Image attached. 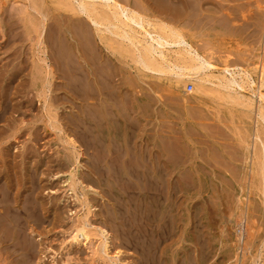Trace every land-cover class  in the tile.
Returning <instances> with one entry per match:
<instances>
[{
    "label": "rangeland",
    "instance_id": "1",
    "mask_svg": "<svg viewBox=\"0 0 264 264\" xmlns=\"http://www.w3.org/2000/svg\"><path fill=\"white\" fill-rule=\"evenodd\" d=\"M79 1L0 0V188L5 199L7 195L18 200L20 223H25L18 233L21 241L1 244L0 264H264V119L257 115L262 102L256 88L251 92L247 83L244 89L225 88L215 78L195 87L192 78L179 79L176 68L164 66L157 53L153 67L163 71L148 69L137 61L138 40L150 41L139 26L121 15L112 17L114 8L99 2L92 9L103 24L97 29L78 12ZM117 1L151 21L146 27L153 26L148 27L152 33L176 30L216 65L198 75H220L227 64L245 67L259 83L258 68L264 67V0ZM31 5L45 14L43 43H38L35 32L41 15ZM122 27L138 34L129 39ZM171 45L162 48L171 65L189 59L185 50L189 46ZM43 54L48 61L40 62ZM73 153L80 157L76 168L80 201L65 190L64 177L76 165ZM159 170L165 188L170 180L180 187L175 200L182 207L180 215L184 219L187 211L195 214L199 232L186 238L182 222L164 235L167 238L157 240L160 256L156 251L150 257L143 235L148 213L144 189L148 174ZM84 197L91 210L86 216L91 241L72 243L69 233L76 212H87L79 206ZM11 220L5 216L2 238L9 239L4 228L11 235ZM99 227L110 235L111 255L94 253ZM21 234L31 240L24 241ZM198 234L203 246L192 239ZM18 244L26 250L15 251ZM27 252L32 257H26Z\"/></svg>",
    "mask_w": 264,
    "mask_h": 264
},
{
    "label": "bare ground",
    "instance_id": "2",
    "mask_svg": "<svg viewBox=\"0 0 264 264\" xmlns=\"http://www.w3.org/2000/svg\"><path fill=\"white\" fill-rule=\"evenodd\" d=\"M102 3L103 5H105V7L106 6H109V7H112V8H114V10H113V15L114 16H112V14L110 13V15L112 16V17H117L118 15L120 16H122V17H124V19L127 21V22H132L133 24H136L137 26H139L140 27V29L143 31V36H145L146 37V35L147 36H149V37H147L146 39H148V38H150V41H143V39H142V41L141 40H138L140 43L139 44H141L140 45V47H141V49L139 48V51H138V47L136 48L137 49V51L139 52V54H138V59H137V61L139 60L140 62H141V64H143V66L144 67H146V68H148V69H156V70H158V71H163V68L161 67H157V68H155V67H153V63L154 62H156V61H154L153 62V54L154 53H157L158 55H159V58L160 59H162L164 62H162L163 64H164V66H166V67H168V68H170L171 70L173 69V68H176V70H175V74L177 75V77L180 79V78H185L186 77V79L187 78H192L193 79V82H194V84H195V87H204L205 85V81H213V78H215V80L217 79L218 80V85H220V86H222V87H225V88H228V87H230V86H232V85H234L233 87L235 88V87H239V88H243L244 89V84H248L249 86H250V88L252 87V89L254 90V91H251V92H255V88H256V90H257V94H258V97H259V100L262 102V104L261 105H259V107H258V114L257 115H259L262 119H264V92H262L261 91V87H264V67H260V70H259V68H258V71H259V76H256V77H259V83L258 84H256L257 82V80H254V79H251L250 78V76H249V72L245 69V67L244 68H241L240 66H236V67H231V66H228L227 64H224L223 65V67H221V70H220V75H216V74H214L213 72H210V73H204V75H202V76H200V75H198L199 74V72H200V70L202 71V69H209V68H213L214 66H216L214 63H212L209 59H207V58H205L203 55H201V54H199V52H197L195 49H192L191 48V45L185 40V38L180 34V33H178L176 30H172V29H170L169 30V28H167V31H164V32H160V30L158 31L157 30V32H151L150 30H149V28L148 27H150V28H152L151 26H148V27H146V25L148 24L149 25V23L151 22V21H148V20H146V19H144L142 16H141V14L139 15L138 14V12H136L135 10H133L131 7H129V6H126V5H123V4H121L120 2H118L117 0H89V2L87 1V0H80L79 2H78V12L80 13V14H83V16H85V17H87L88 19H89V21L93 24V26H95L97 29L101 26V24H102V20L101 21H99L93 14H92V9H94V3ZM258 3V2H257ZM31 7L33 8V9H35L37 12H38V14H40L39 16H40V20H39V22H38V25H36L35 26V32H37V40H38V43H43V40H42V33H43V31H44V28H45V26H44V22H45V14L40 10V9H37V7L35 6V5H31ZM108 8V7H107ZM110 11H112V10H110ZM246 13V12H245ZM122 19V18H121ZM148 19V18H147ZM119 20V19H118ZM220 20V19H219ZM230 20V19H229ZM114 21V20H113ZM122 21V20H121ZM218 21V20H217ZM231 21V20H230ZM27 22V21H26ZM115 22V21H114ZM123 22V21H122ZM107 23V22H106ZM112 23V22H111ZM115 23H117V20H116V22ZM152 23V22H151ZM151 23H150V25H151ZM156 23V22H155ZM225 23V22H224ZM124 24H126V23H124ZM129 24V23H128ZM132 24V25H133ZM103 25V24H102ZM106 25V24H105ZM116 25V24H115ZM118 25H119V23H118ZM121 25V24H120ZM127 25V24H126ZM153 25V24H152ZM161 25V24H160ZM135 26V25H134ZM154 26H156V25H154ZM165 26V25H164ZM114 27V26H113ZM118 27V26H117ZM123 27H125V26H123ZM122 27V28H123ZM136 27V26H135ZM139 27H138V29H139ZM166 27V26H165ZM96 28H95V30H96ZM110 28V27H109ZM108 28V29H109ZM116 28V27H115ZM130 28V27H129ZM137 28V27H136ZM148 28V29H147ZM154 28H156V27H154ZM158 28V27H157ZM111 29H112V27H111ZM127 29V28H126ZM132 29V28H131ZM102 30V29H101ZM129 30V29H128ZM134 30V29H133ZM136 30V29H135ZM98 31V30H97ZM123 31H124V28H123ZM154 31H156L155 29H154ZM162 31V30H161ZM111 32H112V30H111ZM125 32V31H124ZM133 32V31H132ZM135 32V31H134ZM133 32V33H134ZM137 33V32H136ZM136 33H134V34H136ZM142 33V32H141ZM134 34L132 35L131 34V31L129 32V31H126L123 35L125 36V37H127V38H131L132 39V36H134ZM138 34V33H137ZM140 35V34H139ZM139 35H137V37L139 36ZM141 35V36H142ZM123 36V37H124ZM140 36V37H141ZM122 38V37H121ZM123 39V38H122ZM134 39V38H133ZM135 40H136V38H135ZM131 41V40H130ZM153 41V42H152ZM133 43V42H132ZM138 43V42H137ZM137 43H135V44H137ZM182 43V45H184L185 46V44L187 45V46H189V48H185V50L187 51V53L189 54V59H187L186 61L185 60H177V61H174L173 63H172V65H171V63L170 62H168L169 60H167V58H166V55H165V53H164V51L163 50H165V49H162L165 45H171V44H181ZM172 46V45H171ZM176 46V45H175ZM186 46V47H187ZM166 47V46H165ZM179 47H181V45H179ZM183 47V46H182ZM42 48V47H41ZM178 48V47H177ZM43 49V48H42ZM167 50V49H166ZM174 50V49H173ZM178 50H179V48H178ZM182 50H184L183 48H182ZM36 51H38V50H36ZM136 51V52H137ZM172 51V50H171ZM170 52V51H169ZM177 52V51H176ZM179 52V51H178ZM180 52H181V50H180ZM45 53V52H44ZM47 53V52H46ZM182 53V52H181ZM48 54V53H47ZM171 54V53H170ZM183 54V53H182ZM175 55H176V53H175ZM168 56V55H167ZM178 56H181L180 54L178 55ZM185 56V55H184ZM38 57V56H37ZM170 57V56H169ZM36 58V57H35ZM45 58H47L46 56H44V54H43V57L41 56V61L40 62H42V61H48V60H45ZM157 58V57H156ZM173 58V57H172ZM48 59V58H47ZM168 59H170V58H168ZM175 59H176V57H175ZM182 59H184L183 57H182ZM172 60V59H171ZM174 60V59H173ZM172 60V61H173ZM34 61H35V59H34ZM37 61V60H36ZM170 63V64H169ZM38 64V63H37ZM223 64V63H222ZM43 65V64H42ZM48 67V66H47ZM46 68V67H45ZM215 68V67H214ZM218 68H216L215 70H217ZM167 70V69H166ZM173 70V71H174ZM211 71H215V70H212V69H210ZM219 70V69H218ZM217 70V71H218ZM43 71V70H42ZM168 71V70H167ZM164 72H165V70H164ZM204 72V71H203ZM202 72V73H203ZM208 72V71H207ZM201 73V74H202ZM251 73V72H250ZM42 74V73H41ZM32 75V74H31ZM37 75V74H36ZM40 75V74H39ZM176 75H175V77H176ZM251 75V74H250ZM42 76V75H41ZM32 77H33V75H32ZM32 77H31V79H32ZM39 77V76H38ZM62 77V76H61ZM40 79H42V78H40ZM49 80V79H48ZM44 81V80H43ZM40 82V81H39ZM39 82H38V84H39ZM49 82V81H48ZM192 82V83H193ZM36 83V82H35ZM67 83V82H66ZM77 83V82H76ZM209 83V82H208ZM253 84H256L257 85V87H254V85ZM82 85V84H81ZM216 85V84H215ZM37 86V85H36ZM40 86V85H39ZM76 87V86H75ZM217 87V86H216ZM218 88V87H217ZM216 88V89H217ZM239 88H238V90H239ZM198 89V88H197ZM223 89V88H222ZM237 89V88H236ZM242 90V89H241ZM203 91V90H202ZM219 91V90H218ZM243 91H245V90H243ZM232 92H233V90H232ZM39 93V92H38ZM246 93L248 94L249 93V91L247 92L246 91ZM1 94V93H0ZM49 94V93H48ZM230 94V93H229ZM232 94V93H231ZM234 94V93H233ZM236 94H237V92H236ZM251 94V93H250ZM255 94V93H254ZM6 95V94H5ZM46 94L44 93L43 94V104L44 105H46V96H45ZM2 97H4L5 98V96H3V94L1 95ZM48 96V95H47ZM64 96V95H63ZM126 96V95H125ZM237 96V95H236ZM239 96H240V93H239ZM254 96V95H253ZM42 97V96H41ZM240 97H243V96H240ZM250 97H251V95H250ZM256 97V96H255ZM38 98V97H37ZM257 99V98H256ZM10 100V99H9ZM242 100V99H241ZM244 100H245V97H244ZM250 100H253V98H250ZM39 101V100H38ZM41 101V100H40ZM39 101V102H40ZM7 102V101H6ZM28 102V101H27ZM247 102V101H246ZM250 102H252L253 103V101H250ZM257 102H259V101H257ZM127 103V102H126ZM242 103V102H241ZM0 104H1V102H0ZM43 105V106H44ZM4 106V105H3ZM12 106V105H11ZM0 107H1V105H0ZM46 107H47V105H46ZM257 107V106H256ZM2 108V107H1ZM4 108V107H3ZM7 108V107H6ZM11 109V108H10ZM43 109H44V107H43ZM5 110V109H4ZM6 111V110H5ZM5 111H4V113H5ZM49 111V110H48ZM52 111V110H51ZM2 112H3V110H2ZM4 113H2L3 115H4ZM45 113V112H44ZM46 114V113H45ZM128 115V114H127ZM259 116H257V121H258V118H259ZM56 117V116H55ZM52 119V118H51ZM50 119V120H51ZM79 119V118H78ZM261 119V120H262ZM2 120V117H0V121ZM262 121H264V120H262ZM78 124V123H77ZM98 124V123H97ZM76 125V124H75ZM77 126V125H76ZM1 128V127H0ZM79 128H81V127H79ZM257 129V128H256ZM255 129V130H256ZM77 130H79V129H77ZM80 131V130H79ZM78 131V132H79ZM84 131V130H83ZM83 131L81 132L82 133V136L84 135V133H83ZM64 132V131H63ZM149 133V132H148ZM176 133V132H175ZM65 135V134H64ZM68 135V134H67ZM90 135V134H89ZM86 136H87V134H86ZM67 138H68V136H67ZM80 138V137H79ZM82 138V137H81ZM161 138V137H160ZM85 140L84 141H86V137L84 138ZM82 140V139H81ZM83 141V140H82ZM81 141V142H82ZM67 142V141H66ZM75 142V141H74ZM100 142V141H99ZM175 142V141H174ZM73 142H71L70 144H72ZM82 143H84V142H82ZM91 143V142H90ZM93 143V142H92ZM65 144V143H64ZM67 144V143H66ZM75 144H77V143H75ZM68 145V144H67ZM73 145H74V143H73ZM94 145V144H93ZM102 145V144H101ZM172 145V144H171ZM88 146V145H87ZM92 146V145H91ZM175 146V145H174ZM173 146V147H174ZM76 147H78V146H76ZM76 147H74V149L76 148ZM79 147H80V145H79ZM164 147V146H163ZM170 147V146H169ZM172 147V146H171ZM15 148V147H14ZM91 148V147H90ZM103 148V147H102ZM71 149V148H70ZM80 150H81V147L79 148ZM101 149V148H100ZM172 148H170V150H171ZM198 149V148H197ZM131 150V149H130ZM167 150V149H166ZM76 151V150H75ZM27 152V151H26ZM72 153V152H71ZM153 153H154V151H153ZM74 154V153H73ZM173 154V153H172ZM70 155H72V154H70ZM75 155V154H74ZM172 156V155H171ZM74 157V156H73ZM78 158V156L77 155H75V163H73V164H76V165H74L75 166V168H72L69 172H67L66 173V175H65V177H64V181H66V184L65 185H67L66 186V188H65V190H66V192H68V193H71L72 195H74L75 196V198L74 199H76L77 201H80V199L82 198H80L79 199V196H78V194H77V191H76V188H77V186H76V168L78 167V163H79V158ZM154 160H156V159H154ZM147 161V160H146ZM152 161H153V159H152ZM159 161V160H158ZM158 161H157V163H158ZM175 161V160H174ZM146 163V162H145ZM147 163H150V162H147ZM146 163V165H148ZM141 164V163H140ZM151 164H153L152 162H151ZM151 164H149V165H151ZM155 164V163H154ZM159 164V163H158ZM162 163H160L159 164V166L161 165ZM156 165V164H155ZM73 166V167H74ZM131 166V165H130ZM156 166H158V165H156ZM257 166V165H256ZM140 167V166H139ZM142 167V166H141ZM153 167H155V166H153ZM99 168V167H98ZM148 168H152V165H151V167H148ZM159 168V167H158ZM96 169V168H95ZM141 169H144V168H141ZM155 169V168H154ZM164 169H166V168H164ZM132 170H134V169H131V172H132ZM145 171H147L146 169H144ZM149 170V169H148ZM161 170H163V169H161ZM161 170H159V171H157V174L155 173L156 171H154V172H150L149 174H148V177H147V181H145V187H146V189H144V191L146 190V196H147V203H148V213L146 214V223H145V229H146V234H143V235H145L146 236V243H147V245H148V254L150 255V257L151 256H153V255H155L156 254V251H157V240H159V241H161V240H163V239H165V238H167V235H166V237H164V235L165 234H168V232L169 231H172L174 228H176V229H178L179 227H180V225H181V223L182 222H184V228H183V230L185 231V237L186 238H188L187 236H188V234H190V233H192V234H195V232H199L198 231V229H199V222H198V218H196V216H195V214H193V213H188V211H187V215H185V218L183 219L182 217H181V215H180V208H182V207H180V203H179V201H175L176 199H178L179 200V189H180V187L179 188H177L176 187V185L175 184H173L172 182L173 181H169V184H168V186L165 188V186L166 185H164V183L166 182V181H164V176H163V173H162V171ZM174 170V169H173ZM177 170V169H176ZM179 170V169H178ZM99 171V170H98ZM136 171H137V169H136ZM142 171V170H141ZM140 171V172H141ZM167 171V170H166ZM170 171V170H169ZM174 172V171H173ZM157 175V176H155V174ZM169 173H171L172 174V172H169ZM8 174V173H7ZM118 174V173H117ZM137 174V173H136ZM142 174H143V172H142ZM146 174V173H145ZM182 174V173H181ZM34 175V174H33ZM128 175H130V174H128ZM134 175H135V173H134ZM147 175V174H146ZM169 175V174H168ZM183 175H185V174H183ZM6 176V175H5ZM9 176V175H8ZM142 176V175H141ZM171 176V175H170ZM170 176H167L168 178V180H169V177ZM136 177V176H135ZM139 177L140 176H138V178L137 179H139ZM144 177V176H143ZM179 177V176H178ZM56 178V177H55ZM116 178V177H115ZM142 178V177H141ZM146 178V177H145ZM166 178V177H165ZM171 178V177H170ZM185 178V177H184ZM31 179V178H30ZM8 179H6L5 181H7ZM146 180V179H145ZM168 180H167V182H168ZM173 180V179H172ZM186 180H188V179H186ZM3 181V180H2ZM33 181V180H32ZM32 181H30V182H32ZM127 181V180H126ZM135 181H137V180H135ZM140 181V180H139ZM8 182V181H7ZM6 182V183H7ZM10 182V181H9ZM8 182V183H9ZM81 182V181H80ZM121 182V181H120ZM138 182V181H137ZM187 182H189V181H186V183ZM3 183V182H2ZM7 183V184H8ZM37 183V182H36ZM77 183H79V182H77ZM143 184H144V181L142 182ZM177 183H179V182H177ZM9 184H11V183H9ZM13 184V183H12ZM11 184V185H12ZM31 184V183H30ZM124 184H126V183H124ZM188 184V183H187ZM0 185H1V183H0ZM4 185H6L5 183H4ZM128 185V184H127ZM17 186H19V185H17ZM76 186V187H75ZM80 186H81V184H80ZM125 186V185H124ZM135 186V185H134ZM144 186V185H143ZM187 186V185H186ZM189 186V185H188ZM195 186V185H194ZM15 187V186H14ZM32 187H34V185L32 186ZM31 187V188H32ZM1 188H2V186H1ZM1 188H0V232H1V229H3L2 227H3V225L4 224H6L5 222H4V220H5V216H11L12 217V220L10 221V224H9V228H11V230L10 231H12V228H13V231H12V233H11V235H9L8 233V231L9 230H7L6 228H4L6 231H7V236H10L9 237V239L8 238H4V236H3V238L0 236V246H1V244L3 243V241H7V240H16V242L18 241L17 239H19L18 238V233H19V231H20V233H22L21 231H23V230H21V228L22 227H25V223H24V221H22L23 222V225L20 223V219L19 218H21L23 215L22 214H19V207H21L20 206V204L18 203V200H17V202H13V200L11 199V198H8L7 199V195H6V199L3 197V196H1V193L3 192V191H1ZM5 189H6V187H4ZM19 188V187H18ZM29 188V187H28ZM129 188H131V187H129ZM128 188V189H129ZM137 188V187H136ZM135 188V189H136ZM141 188H143V187H141L140 186V188L139 189H141ZM17 191L19 190V189H17V188H15ZM2 190H3V188H2ZM7 190V189H6ZM12 190V189H11ZM64 190V191H65ZM143 190V189H142ZM10 191V190H9ZM81 191H83V190H81ZM129 191H130V189H129ZM11 192V191H10ZM134 192V191H133ZM14 193H15V190H14ZM24 193H26V192H24ZM31 193H32V191H31ZM131 193V192H130ZM17 194H18V192H17ZM16 194V195H17ZM8 195H10V194H8ZM11 195H12V193H11ZM15 195V194H14ZM33 195H34V193H33ZM70 195V194H69ZM85 195V194H84ZM83 195V196H84ZM196 195V194H195ZM24 196H26V195H24ZM24 196H23V199H24ZM27 196H29V194L27 195ZM197 196V195H196ZM4 199H3V198ZM30 197H32V196H30ZM21 198V197H20ZM86 197H84V202H81L82 204L81 205H79V206H81V207H83V206H85V208H86V213L85 214H83V215H80L79 214V211L78 212H76V214H77V217H76V219H75V221L73 222V227H72V230H71V233H69L70 234V237H71V241H72V243H73V241H75L74 243H76V241H80V239L82 240H84V243H88V242H90L91 241V237H90V235H91V232H90V226H91V222H89L88 221V219L86 218V216H87V214L89 213V212H91V210H90V206H88V203L86 202V199H85ZM180 198H182V197H180ZM189 198V197H188ZM15 199H17V198H15ZM18 199H19V197H18ZM23 199H21V201L23 200ZM27 199H29L28 197H27ZM31 199H33V198H30V200ZM170 199H172V200H170ZM185 199V198H184ZM34 200H35V198H34ZM34 200H33V202H34ZM127 200V199H126ZM28 201V200H27ZM26 201V204L28 203ZM82 201V200H81ZM25 202V201H24ZM32 202V203H33ZM29 203L31 204V202L29 201ZM28 203V204H29ZM35 203H36V201H35ZM120 203H121V201H120ZM22 204L26 207L27 205H25L23 202H22ZM32 205V204H31ZM35 205V204H34ZM33 206V205H32ZM31 206V207H32ZM39 206V205H38ZM145 206V205H144ZM147 206V205H146ZM199 206V205H198ZM209 206V205H208ZM30 207V206H29ZM34 207V206H33ZM35 207H37V205L35 206ZM22 208H24V207H22ZM133 208V207H132ZM25 209V208H24ZM28 209V208H27ZM33 208H31L30 209V211L32 210ZM37 209V208H36ZM37 210H39V208L37 209ZM79 210V209H78ZM82 210H84V209H82ZM185 210H187V208L185 209ZM211 210V209H210ZM243 210V209H242ZM29 211V210H28ZM129 211V210H128ZM134 211V210H133ZM190 211V210H189ZM22 212V211H21ZM24 212H27V210L26 211H24ZM23 212V213H24ZM32 214H34L35 215V213L37 212V211H34V210H32ZM35 212V213H34ZM185 212V211H184ZM202 212V211H201ZM206 212V211H205ZM31 213V212H30ZM84 213V212H83ZM31 214V215H32ZM55 214V213H54ZM124 214H126V213H124ZM198 214H200V213H198ZM20 215V216H19ZM134 215V214H133ZM139 215V214H138ZM206 215V214H205ZM29 216V215H28ZM242 216H243V213H242ZM34 217H36V216H34ZM136 217V216H135ZM139 217V216H138ZM25 218V217H24ZM124 218V217H123ZM140 218V217H139ZM139 218H138V220H139ZM243 218V217H242ZM241 218V219H242ZM7 219V218H6ZM235 219V218H234ZM142 220V219H141ZM140 220V221H141ZM184 220V221H183ZM143 221V220H142ZM208 221H210V220H208ZM135 222V221H134ZM137 222H139V221H137ZM240 222V221H239ZM245 222V221H244ZM8 223V222H7ZM130 223V222H129ZM140 223V222H139ZM142 223V222H141ZM140 223V224H141ZM33 224V223H32ZM180 224V225H179ZM239 224V223H238ZM254 224V223H253ZM94 225V224H93ZM203 226V225H202ZM126 227V226H125ZM141 226H139V228H140ZM211 227V226H210ZM20 228V229H19ZM92 228V227H91ZM132 228V227H131ZM204 227H202V229H203ZM24 229V228H23ZM32 229V228H31ZM71 229V228H70ZM138 229V228H137ZM143 229V231H144V228H142ZM201 229V231H203ZM244 229V228H243ZM250 229V228H249ZM30 230V229H29ZM34 230V229H33ZM94 230V229H93ZM180 230V229H179ZM178 230V232L177 233H179L180 231ZM241 230V229H240ZM6 231H5V233H6ZM96 231V230H95ZM142 231V232H143ZM237 231V230H236ZM244 232V231H243ZM239 234H241L240 232H238ZM186 234H187V236H186ZM205 234V233H204ZM239 234H237V237H238V235ZM251 234V233H250ZM1 235H2V233H1ZM3 235H5V234H3ZM95 235H97V242H95V245H96V248H97V250L98 251H94V253L97 255V254H100L99 252H101L100 250H102V253L104 252L105 253V255L106 256H108V255H111V253H110V251H109V246H110V242H109V233L105 230V228H103V227H99V229L96 231V234ZM21 236H22V234H21ZM133 236V235H132ZM22 237H24V236H22ZM96 237V236H95ZM141 237H143V236H141ZM164 237V238H163ZM201 237H203V236H201ZM240 238H241V236H239ZM238 237V239L240 240V238ZM170 238V237H169ZM198 238H199V234H198V236L197 235H195V236H193L192 237V239H193V241L195 242V243H198V245H200V246H203V243L204 242H199V240H198ZM243 238V237H242ZM23 239V238H22ZM25 239L26 240H31V239H27V238H25L24 237V241H25ZM182 239H184V237H182L181 239H179L177 242L179 243V242H181L182 241ZM167 240H169V239H167ZM171 240V239H170ZM201 240V239H200ZM206 240H207V238H206ZM238 240V241H239ZM242 240V239H241ZM20 241H21V238H20ZM23 241V242H24ZM185 241V240H184ZM190 241L192 242V240H191V238H190ZM247 241V240H246ZM30 242V241H29ZM207 242V241H206ZM8 243V242H7ZM15 242H13L12 244H14ZM18 243V242H17ZM21 243V242H20ZM24 243H26V242H24ZM33 243V242H32ZM194 243V244H195ZM208 243V242H207ZM242 243H243V241H242ZM11 244V245H12ZM28 244V243H27ZM140 244V243H139ZM145 244V243H144ZM239 244H240V242H239ZM239 244H238V247H239ZM10 245V246H11ZM30 245H31V242H30ZM143 245V244H142ZM163 245V244H162ZM178 245V244H177ZM242 245V244H241ZM240 245V246H241ZM14 246H15V244H14ZM32 246V245H31ZM93 246H94V244H93ZM141 246V245H140ZM146 246V245H145ZM174 246V245H173ZM176 246V245H175ZM209 246V245H208ZM5 247H6V245L4 246V248L3 249H5ZM27 247V246H26ZM26 247L24 248V246L22 245V244H18L16 247H15V251H24V250H26ZM33 247H34V245H33ZM142 247V246H141ZM141 247H139L140 249H141ZM242 247V246H241ZM1 248V247H0ZM29 248H31V247H29ZM94 248H95V246H94ZM209 248V247H208ZM2 249V250H3ZM10 249V251H11V249H13L12 248V246L9 248ZM34 249V248H33ZM93 249V248H92ZM145 249H146V247H145ZM160 249V248H159ZM238 249V248H237ZM1 250V249H0ZM7 250V249H6ZM143 250V249H142ZM5 251V250H4ZM8 251V250H7ZM28 251V250H27ZM29 251H30V249H29ZM28 251V252H29ZM146 251H147V249H146ZM27 252V254L26 255H30V253H28ZM144 252H145V250H144ZM158 252V251H157ZM11 253V252H10ZM17 253H19V252H17ZM22 253V252H21ZM92 253V252H91ZM94 253H93V257H94ZM114 253V252H113ZM118 252H115L114 253V255L115 254H117ZM146 253V254H147ZM159 253V256H160V251L158 252ZM12 254V253H11ZM10 254V255H11ZM14 254V253H13ZM13 254H12V256H13ZM15 255V254H14ZM20 255V254H19ZM29 255L28 256H26V257H28L29 258ZM95 255V256H96ZM113 255V254H112ZM144 255V254H143ZM157 255V254H156ZM17 255H15L14 257H16ZM100 256V255H99ZM23 257V256H22ZM30 257H32V255H30ZM92 257V258H93ZM105 257V256H104ZM117 257V256H116ZM146 257V256H145ZM149 257V256H148ZM155 257H157V256H155ZM5 258V257H4ZM24 258V257H23ZM28 258H26V259H28ZM16 258H14L13 260H15ZM31 259V258H30ZM29 259V260H30ZM109 259V258H108ZM154 259V258H153ZM156 259V258H155ZM161 259V258H160ZM29 260H28V262H29ZM112 260V259H111ZM143 260V259H142ZM145 260H146V258H145ZM149 260V259H148ZM148 260H146V261H148ZM190 260V259H189ZM150 261V260H149ZM148 261V262H149ZM152 262L153 261H155V260H151ZM92 262V261H91ZM94 262V261H93ZM92 262V263H93ZM113 262V261H112ZM158 262V261H157ZM162 262V261H161ZM6 263H7V261H6ZM151 263V262H150ZM18 264V263H17ZM29 264V263H28ZM159 264V263H158ZM161 264V263H160Z\"/></svg>",
    "mask_w": 264,
    "mask_h": 264
},
{
    "label": "built area",
    "instance_id": "3",
    "mask_svg": "<svg viewBox=\"0 0 264 264\" xmlns=\"http://www.w3.org/2000/svg\"><path fill=\"white\" fill-rule=\"evenodd\" d=\"M191 87H192L191 85H188V89H191Z\"/></svg>",
    "mask_w": 264,
    "mask_h": 264
}]
</instances>
